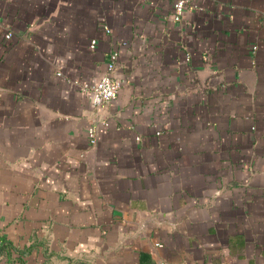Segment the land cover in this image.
<instances>
[{
    "label": "crops",
    "instance_id": "crops-1",
    "mask_svg": "<svg viewBox=\"0 0 264 264\" xmlns=\"http://www.w3.org/2000/svg\"><path fill=\"white\" fill-rule=\"evenodd\" d=\"M0 238V264H264V0H0Z\"/></svg>",
    "mask_w": 264,
    "mask_h": 264
},
{
    "label": "built area",
    "instance_id": "built-area-1",
    "mask_svg": "<svg viewBox=\"0 0 264 264\" xmlns=\"http://www.w3.org/2000/svg\"><path fill=\"white\" fill-rule=\"evenodd\" d=\"M186 2L187 0H172V10L175 19L182 17ZM5 36L10 38L11 32L7 31ZM95 43L96 39L92 38L90 46L93 47ZM118 57L119 53L117 50L109 51L106 58V67L102 75L95 82L84 83L82 86L90 102L96 108H100L103 104L111 102L124 83V80L116 74ZM87 136L93 144L96 140V133L92 126L88 128Z\"/></svg>",
    "mask_w": 264,
    "mask_h": 264
},
{
    "label": "trees",
    "instance_id": "trees-1",
    "mask_svg": "<svg viewBox=\"0 0 264 264\" xmlns=\"http://www.w3.org/2000/svg\"><path fill=\"white\" fill-rule=\"evenodd\" d=\"M0 240H1V243H0V247L3 245V240H2V238H0Z\"/></svg>",
    "mask_w": 264,
    "mask_h": 264
}]
</instances>
